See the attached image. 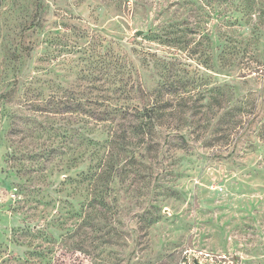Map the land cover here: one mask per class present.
I'll return each instance as SVG.
<instances>
[{
  "label": "rangeland",
  "instance_id": "1",
  "mask_svg": "<svg viewBox=\"0 0 264 264\" xmlns=\"http://www.w3.org/2000/svg\"><path fill=\"white\" fill-rule=\"evenodd\" d=\"M264 264V0H0V264Z\"/></svg>",
  "mask_w": 264,
  "mask_h": 264
},
{
  "label": "water",
  "instance_id": "2",
  "mask_svg": "<svg viewBox=\"0 0 264 264\" xmlns=\"http://www.w3.org/2000/svg\"><path fill=\"white\" fill-rule=\"evenodd\" d=\"M193 264H206V263L203 262V261L198 260L197 258H194L193 259Z\"/></svg>",
  "mask_w": 264,
  "mask_h": 264
},
{
  "label": "built area",
  "instance_id": "3",
  "mask_svg": "<svg viewBox=\"0 0 264 264\" xmlns=\"http://www.w3.org/2000/svg\"><path fill=\"white\" fill-rule=\"evenodd\" d=\"M182 264H183V263H182ZM191 264H193V262H192Z\"/></svg>",
  "mask_w": 264,
  "mask_h": 264
}]
</instances>
